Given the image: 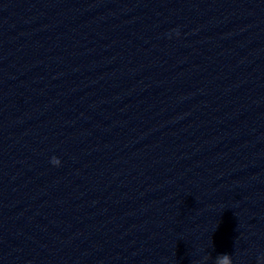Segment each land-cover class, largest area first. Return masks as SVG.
<instances>
[{"label":"clouds","instance_id":"obj_1","mask_svg":"<svg viewBox=\"0 0 264 264\" xmlns=\"http://www.w3.org/2000/svg\"><path fill=\"white\" fill-rule=\"evenodd\" d=\"M224 260H225V261L227 260V257H226V256L224 257Z\"/></svg>","mask_w":264,"mask_h":264}]
</instances>
